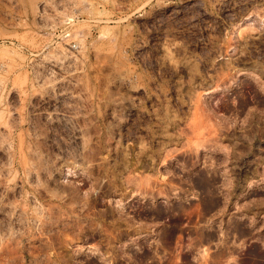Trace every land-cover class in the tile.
<instances>
[{"label": "rangeland", "instance_id": "rangeland-1", "mask_svg": "<svg viewBox=\"0 0 264 264\" xmlns=\"http://www.w3.org/2000/svg\"><path fill=\"white\" fill-rule=\"evenodd\" d=\"M0 264H264V0H0Z\"/></svg>", "mask_w": 264, "mask_h": 264}, {"label": "flooded vegetation", "instance_id": "flooded-vegetation-1", "mask_svg": "<svg viewBox=\"0 0 264 264\" xmlns=\"http://www.w3.org/2000/svg\"><path fill=\"white\" fill-rule=\"evenodd\" d=\"M209 188V187H208ZM210 190L209 191H212V195H213V190L216 189V186L215 184H212L210 185ZM200 194H201V199H202V202L204 200H206V198H210L211 195H209L208 197H205L201 191H199ZM212 198L216 201V204H217V200H216V197L213 195ZM204 205V204H202ZM200 208L199 211L202 215H209V214H213L217 211V207H214V208ZM189 210V211H188ZM208 210V211H207ZM187 212H180V214H187V213H192L194 212L195 210H193L192 208H189L187 207ZM177 213L179 212H174V214L176 215ZM201 226V227H200ZM184 227H186V232H193V233H198V234H191V235H188V236H191L193 237V240H192V245L191 247H209L211 248V256H210V259L208 260V262H212V263H219V262H222V261H225V256L226 254H229V253H233L234 252V247L232 244H229L231 242L234 241V238L237 237V236H242L244 233H246V231L243 229L245 232H242V233H236V231L234 230V227L235 225L234 224H230V225H225V229L227 230L228 234L226 235V239H227V242L228 244L226 243H222L219 241V237L222 236L221 234H218L216 233L219 229V225H214L213 228L209 227H203V225H198L196 227L192 226V225H184ZM231 227V228H230ZM183 228V226H181L180 224H167V225H164L163 228H162V231L163 232H175L177 230H181ZM201 231V232H200ZM200 233L202 235H200ZM164 236V235H163ZM165 236H170V234H165ZM199 236H202V242L201 240L198 242L197 240H199L200 238H198ZM198 239H197V238ZM212 237V238H211ZM207 238L210 240H207ZM205 239V241H204ZM205 242V243H204ZM208 242V243H207ZM227 251V252H226ZM160 252H162L163 254H170V251L169 250H166L164 248H161L160 249ZM225 252V253H224ZM139 254H142V252L139 251ZM162 260H159V262H169L170 259L168 257V255H163L162 256ZM223 257V258H222ZM191 261H193L192 259H190Z\"/></svg>", "mask_w": 264, "mask_h": 264}, {"label": "bare ground", "instance_id": "bare-ground-1", "mask_svg": "<svg viewBox=\"0 0 264 264\" xmlns=\"http://www.w3.org/2000/svg\"><path fill=\"white\" fill-rule=\"evenodd\" d=\"M209 178V177H208ZM214 183V182H213ZM196 184L197 185H199V187H200V190L201 191H203V193L205 194V192H207V191H209L211 188H210V185H212V181H210V180H208L206 177H200L197 181H196ZM209 187V188H208ZM211 193V195H212V191H209V194ZM213 196V195H212ZM211 197V196H210ZM212 198V197H211ZM210 198V199H211ZM213 200V198L210 200V204L207 202V208H210L211 209V207H213L212 205H214V201H212ZM181 205V204H180ZM205 207H206V202H205ZM168 208H170V207H168ZM190 208V207H189ZM209 209V210H210ZM186 207L185 206H175V207H171L170 209H166L165 208V210H161V211H164V213H171V212H186ZM189 211V210H188ZM208 211V210H207ZM219 211V210H218ZM161 214H162V212H160ZM178 214V213H177ZM231 228V227H230ZM236 228L238 229V231H241V232H245V231H243L242 229H241V227L240 226H236ZM201 232V231H200ZM179 234V233H178ZM198 234V233H197ZM203 234V233H202ZM201 233H200V235H202ZM250 234V233H249ZM197 238V237H196ZM198 238H200L199 240H197L198 242L201 240V242H202V236H199ZM197 238V239H198ZM212 238V237H211ZM207 240H209L208 238H207ZM206 240V241H207ZM163 241V240H162ZM204 241H205V239H204ZM205 241V242H206ZM210 241V240H209ZM204 242V243H205ZM200 243V242H199ZM208 243V242H207ZM167 244V243H166ZM227 252V251H226ZM225 253V252H224ZM151 257H153V256H151ZM223 258V257H222Z\"/></svg>", "mask_w": 264, "mask_h": 264}]
</instances>
